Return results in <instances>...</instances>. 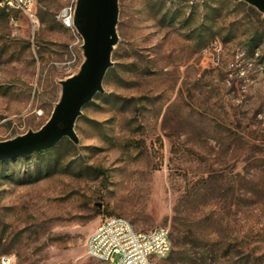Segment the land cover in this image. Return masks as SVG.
<instances>
[{
  "label": "rangeland",
  "instance_id": "374dc122",
  "mask_svg": "<svg viewBox=\"0 0 264 264\" xmlns=\"http://www.w3.org/2000/svg\"><path fill=\"white\" fill-rule=\"evenodd\" d=\"M73 2L35 0L38 22L18 13L17 28L0 10V142L40 130L80 72L83 38L58 19ZM241 2L119 0L114 65L79 143L0 165V257L105 264L87 242L120 216L192 229L189 264H264V15Z\"/></svg>",
  "mask_w": 264,
  "mask_h": 264
},
{
  "label": "water",
  "instance_id": "95a60500",
  "mask_svg": "<svg viewBox=\"0 0 264 264\" xmlns=\"http://www.w3.org/2000/svg\"><path fill=\"white\" fill-rule=\"evenodd\" d=\"M264 15V0H240ZM119 0H77L75 27L83 38L85 61L78 74L62 81V96L50 120L38 131L0 142V162L46 151L68 138L79 143L76 123L83 109L104 92L119 43Z\"/></svg>",
  "mask_w": 264,
  "mask_h": 264
},
{
  "label": "built area",
  "instance_id": "2783aa9c",
  "mask_svg": "<svg viewBox=\"0 0 264 264\" xmlns=\"http://www.w3.org/2000/svg\"><path fill=\"white\" fill-rule=\"evenodd\" d=\"M35 0H0V10L10 13L12 25L17 28L20 20L18 13L32 15ZM77 0L63 9L58 19L67 28H75ZM173 250L171 232L160 227L152 231H139L126 218L106 217L90 235L87 254L105 264H155L158 259L168 258ZM0 264H14L12 256L0 257Z\"/></svg>",
  "mask_w": 264,
  "mask_h": 264
},
{
  "label": "trees",
  "instance_id": "16d2710c",
  "mask_svg": "<svg viewBox=\"0 0 264 264\" xmlns=\"http://www.w3.org/2000/svg\"><path fill=\"white\" fill-rule=\"evenodd\" d=\"M241 3L246 5V6H249L245 2H241ZM251 8H252V10L257 12L256 9H254L253 7H251ZM16 16L18 17V15H16ZM9 17H10V15H9ZM100 94H98L97 96H100ZM65 143L68 144L70 147H73V148L76 147V145L68 138L65 139ZM56 148H53L49 151L37 152V153L31 154V155H28L26 157L42 156V157H44V159H47L48 157H51V155H53L55 153ZM26 157H22V158H26ZM17 159H19V158H17ZM17 159H12V160L0 162V165L1 166L2 165L7 166L10 162H14ZM49 166L50 165H47L46 169ZM39 169L42 171L41 168H39ZM100 172H102V171H100ZM171 239H172V243H173V250H172L170 256L167 258L169 263L170 264H189V262L193 258L195 250L199 246V237L197 236V234L192 229H189L187 231H182L180 228L174 227L173 232L171 233Z\"/></svg>",
  "mask_w": 264,
  "mask_h": 264
},
{
  "label": "bare ground",
  "instance_id": "6f19581e",
  "mask_svg": "<svg viewBox=\"0 0 264 264\" xmlns=\"http://www.w3.org/2000/svg\"><path fill=\"white\" fill-rule=\"evenodd\" d=\"M76 28V27H75Z\"/></svg>",
  "mask_w": 264,
  "mask_h": 264
}]
</instances>
